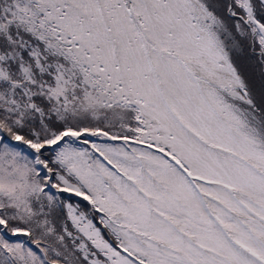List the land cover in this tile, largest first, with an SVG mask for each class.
Returning <instances> with one entry per match:
<instances>
[{
    "label": "snow or ice",
    "instance_id": "1",
    "mask_svg": "<svg viewBox=\"0 0 264 264\" xmlns=\"http://www.w3.org/2000/svg\"><path fill=\"white\" fill-rule=\"evenodd\" d=\"M0 264H264V0H0Z\"/></svg>",
    "mask_w": 264,
    "mask_h": 264
}]
</instances>
